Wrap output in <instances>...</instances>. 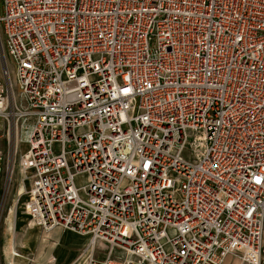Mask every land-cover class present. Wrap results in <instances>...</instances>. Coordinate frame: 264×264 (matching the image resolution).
<instances>
[{
    "label": "built area",
    "instance_id": "1",
    "mask_svg": "<svg viewBox=\"0 0 264 264\" xmlns=\"http://www.w3.org/2000/svg\"><path fill=\"white\" fill-rule=\"evenodd\" d=\"M0 8V206L18 155L76 261L264 264V0Z\"/></svg>",
    "mask_w": 264,
    "mask_h": 264
},
{
    "label": "rangeland",
    "instance_id": "2",
    "mask_svg": "<svg viewBox=\"0 0 264 264\" xmlns=\"http://www.w3.org/2000/svg\"><path fill=\"white\" fill-rule=\"evenodd\" d=\"M0 147L5 148L3 130H0ZM24 147L25 144L22 143L21 149ZM30 181L28 174L23 171V166L19 164L17 155L10 186L0 206V264H29L34 260L33 253L52 241L50 232L44 233L23 212ZM84 182V175L75 178L77 185ZM83 241L84 239L76 233L63 232L58 235V245L52 249L51 254L55 255L57 260H65L73 254L72 249L80 247ZM84 260L86 261L85 257L78 264Z\"/></svg>",
    "mask_w": 264,
    "mask_h": 264
},
{
    "label": "crops",
    "instance_id": "3",
    "mask_svg": "<svg viewBox=\"0 0 264 264\" xmlns=\"http://www.w3.org/2000/svg\"><path fill=\"white\" fill-rule=\"evenodd\" d=\"M50 232V236L53 237L51 238V242L48 243L47 246H43L38 248L33 254H34V260H32L31 263L29 264H78V262L81 259H84L85 256H83L82 258H80L79 260L76 261V256L77 254L80 252V250L87 244L88 242V237L87 236H81V238L84 239V241L82 242L81 246L73 250V254L65 259V260H57L56 256L51 254L52 249L54 247H56L58 244V235H60L63 232H70V231H66V230H62L60 228H54L53 230L49 231ZM49 232H44V233H49ZM73 233V232H71ZM23 249V248H21ZM81 264H87V261L84 260L83 263Z\"/></svg>",
    "mask_w": 264,
    "mask_h": 264
}]
</instances>
